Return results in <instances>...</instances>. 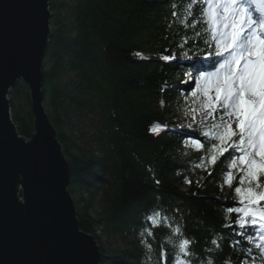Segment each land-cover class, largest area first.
Segmentation results:
<instances>
[{
	"label": "trees",
	"instance_id": "16d2710c",
	"mask_svg": "<svg viewBox=\"0 0 264 264\" xmlns=\"http://www.w3.org/2000/svg\"><path fill=\"white\" fill-rule=\"evenodd\" d=\"M217 8L212 0H50L42 89L99 264H264V223L251 215L264 208V161L248 146V123L233 131L222 108L174 128L195 111L187 73L201 68L208 90L221 84L211 75L225 61ZM9 101L29 138L21 80ZM193 138L197 146L183 149ZM242 162L256 171L247 175Z\"/></svg>",
	"mask_w": 264,
	"mask_h": 264
},
{
	"label": "water",
	"instance_id": "95a60500",
	"mask_svg": "<svg viewBox=\"0 0 264 264\" xmlns=\"http://www.w3.org/2000/svg\"><path fill=\"white\" fill-rule=\"evenodd\" d=\"M50 19V0H0V264H99L101 257L95 236L79 226L68 159L46 110ZM19 80L29 90V138L11 115L8 95Z\"/></svg>",
	"mask_w": 264,
	"mask_h": 264
},
{
	"label": "rangeland",
	"instance_id": "374dc122",
	"mask_svg": "<svg viewBox=\"0 0 264 264\" xmlns=\"http://www.w3.org/2000/svg\"><path fill=\"white\" fill-rule=\"evenodd\" d=\"M215 1L216 4H218L220 7L219 22L226 35L227 33L229 35L230 24L233 22L236 23L238 27H243L246 29L247 25L252 20L259 22L262 18L263 11H261V8L255 5L251 0H227L228 4H230V6H233V8L236 10V17L228 14V12L224 9L226 5H224V7L222 6V0ZM249 6L255 8V10L257 11V17H246V8ZM240 18H245V22H240ZM254 30L255 32L256 30L259 31V34L252 36V43L248 44L247 46L249 48L248 53H256V55L258 56L257 60L261 59V67H258V69L259 71H262V66L264 65V50L263 53H258L257 48L253 45L257 43L256 46L258 48H261L262 43H264V41H262L263 38H261V35H264V31L260 25H254ZM177 59L180 61L184 58L177 57ZM257 60H254L253 62L256 63ZM235 72V64L231 60L228 63V68L226 71H224V69H220L217 71V75L221 77L223 83L221 84V87L217 92L206 90L205 86L203 85L204 83L199 79V77H197L200 75L199 69L197 71V74L189 73L186 77L185 82L188 83L191 87L192 92H190V95H188V97L194 104L195 111H193V115H190V113H184L183 116L188 117L187 124H189V122L191 121H202L205 116L213 110L230 107L233 110V113H229V126L232 129H236L244 114L245 104L254 105L259 109L260 125L259 127L256 126L253 134H250V145L257 155L264 156V99L261 97L262 91H264V77L257 78L258 73H254L255 75L253 83L250 85L249 92L244 93L243 89L238 86V83L240 81ZM227 80L229 81L228 85L225 82ZM228 86H234V88H232L233 92L229 93V91L228 93H226L229 90ZM226 88L228 90H226ZM230 95L235 97L234 101H231L233 97L230 100L228 99V96ZM183 124L184 122L180 121L178 123V127L182 126ZM196 146V140H188L183 143L182 148L193 149ZM244 169L249 171L250 175L255 172L254 167L248 169V167L245 166ZM178 185L182 189H187L189 186V184L185 182H180L178 183ZM98 234L100 233L98 232ZM100 236L103 244L106 246L104 236L101 234Z\"/></svg>",
	"mask_w": 264,
	"mask_h": 264
},
{
	"label": "bare ground",
	"instance_id": "6f19581e",
	"mask_svg": "<svg viewBox=\"0 0 264 264\" xmlns=\"http://www.w3.org/2000/svg\"><path fill=\"white\" fill-rule=\"evenodd\" d=\"M250 32H252L253 30H254V27H248L247 28ZM259 33V32H258ZM257 34V33H256ZM261 38H263L264 39V35H261ZM240 54H242V53H240ZM181 61V60H180ZM233 61V63H235L236 62V64H237V71H236V73L235 74H237L239 77H240V79H241V81H243V82H245V83H243L242 84V88H248V87H250V85L253 83V81H249V79H251L252 78V76H253V72L255 71V67L254 66H252L251 64H249V63H246L245 61H239L237 58H234V60H232ZM242 66H246L245 68H243ZM233 96L232 95H230V96H228V99L230 100L231 98H232ZM235 100V97H233L232 99H231V101H234ZM234 104H236V103H234ZM187 124V121H184V124L182 125V126H180V127H178L179 129H183V127L185 126ZM186 132H188V131H186ZM191 140H196V138H193V139H191ZM163 261H164V259H163ZM163 264H164V262H163Z\"/></svg>",
	"mask_w": 264,
	"mask_h": 264
}]
</instances>
